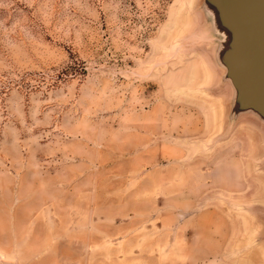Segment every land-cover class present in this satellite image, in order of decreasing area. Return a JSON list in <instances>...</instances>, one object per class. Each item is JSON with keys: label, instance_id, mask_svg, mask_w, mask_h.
I'll use <instances>...</instances> for the list:
<instances>
[{"label": "rangeland", "instance_id": "obj_1", "mask_svg": "<svg viewBox=\"0 0 264 264\" xmlns=\"http://www.w3.org/2000/svg\"><path fill=\"white\" fill-rule=\"evenodd\" d=\"M221 42L203 0H0V264H264Z\"/></svg>", "mask_w": 264, "mask_h": 264}, {"label": "water", "instance_id": "obj_2", "mask_svg": "<svg viewBox=\"0 0 264 264\" xmlns=\"http://www.w3.org/2000/svg\"><path fill=\"white\" fill-rule=\"evenodd\" d=\"M203 9L222 38L218 62L234 89L232 116L264 122V0H203Z\"/></svg>", "mask_w": 264, "mask_h": 264}]
</instances>
